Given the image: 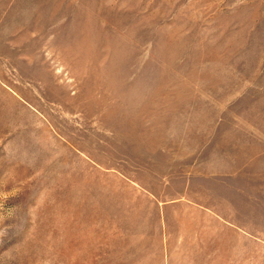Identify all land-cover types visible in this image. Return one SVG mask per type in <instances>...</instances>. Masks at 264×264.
<instances>
[{"label": "rangeland", "instance_id": "1", "mask_svg": "<svg viewBox=\"0 0 264 264\" xmlns=\"http://www.w3.org/2000/svg\"><path fill=\"white\" fill-rule=\"evenodd\" d=\"M0 264H264V0H0Z\"/></svg>", "mask_w": 264, "mask_h": 264}, {"label": "crops", "instance_id": "2", "mask_svg": "<svg viewBox=\"0 0 264 264\" xmlns=\"http://www.w3.org/2000/svg\"><path fill=\"white\" fill-rule=\"evenodd\" d=\"M206 225L202 230L204 237L209 241H216L221 238L224 231L233 232L234 226L228 224L226 227L222 222L221 217L211 208H207L204 213Z\"/></svg>", "mask_w": 264, "mask_h": 264}, {"label": "bare ground", "instance_id": "3", "mask_svg": "<svg viewBox=\"0 0 264 264\" xmlns=\"http://www.w3.org/2000/svg\"><path fill=\"white\" fill-rule=\"evenodd\" d=\"M79 45H80V44H79ZM79 45H78V46H79ZM82 46H83V45H82ZM78 49H80V47H79Z\"/></svg>", "mask_w": 264, "mask_h": 264}]
</instances>
